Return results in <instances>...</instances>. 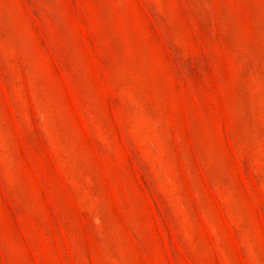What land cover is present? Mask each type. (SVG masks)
Wrapping results in <instances>:
<instances>
[{"label":"rangeland","instance_id":"374dc122","mask_svg":"<svg viewBox=\"0 0 264 264\" xmlns=\"http://www.w3.org/2000/svg\"><path fill=\"white\" fill-rule=\"evenodd\" d=\"M0 264H264V0H0Z\"/></svg>","mask_w":264,"mask_h":264}]
</instances>
